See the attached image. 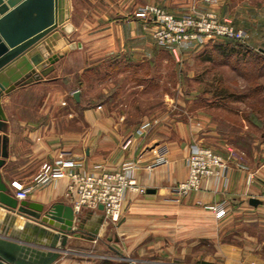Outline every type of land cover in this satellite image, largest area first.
<instances>
[{"label":"crops","instance_id":"0c3cea01","mask_svg":"<svg viewBox=\"0 0 264 264\" xmlns=\"http://www.w3.org/2000/svg\"><path fill=\"white\" fill-rule=\"evenodd\" d=\"M144 4L156 5L175 16L214 12L220 20H229L246 32L250 51L246 55L262 56L264 65L263 0H67L64 30L59 39L50 41L51 54H62L54 69L42 80L18 86L1 99L8 151L0 169L3 181L12 185V191L14 182L29 186L41 164L63 154L85 172H96L97 164L112 171L132 162L133 175L146 193H127L120 221L113 226L104 219L96 241L69 236L66 251L54 264H189L197 242L227 236V226L237 213L250 217L237 223L264 227L263 132L259 136L238 133L251 145L246 152L248 161L241 156L245 149H239L241 154L236 152L234 157L223 153L229 160L225 175L205 179L199 191L180 202L172 199V188L186 178V158L204 147L205 139L196 137L200 123L195 118L177 115L181 111L178 101L169 103L175 96L171 99L165 95V101L161 94L165 105L148 106L147 83L155 80L157 87L159 77L163 78L158 67L168 60L180 66L192 55L194 60L199 56L205 62L212 60V53L225 55L213 42L159 46L152 37L155 26L135 16ZM44 48L41 55L47 58L51 54ZM184 78L191 79L192 75L179 69L175 79L180 82ZM91 83L98 90L96 95L88 92ZM127 89H132L129 102L125 100ZM75 91L79 92L78 101L73 97ZM25 95L31 96V102L23 100ZM242 109L245 111L239 113L253 112L249 106ZM144 122H149L150 128L139 136L135 130ZM224 123L239 130L264 127L243 120L241 125L230 120ZM202 124L205 136L217 135L212 132L211 120L204 119ZM217 136L225 139L222 134ZM159 155H164L167 163L148 170ZM66 184V179H60L34 187L25 200L46 208L57 202L72 206ZM250 199L258 204H250ZM218 205L226 211L222 218H216L209 209ZM96 214V209L80 213L86 219ZM17 227L22 229L23 224L16 223L12 229ZM102 234L110 254L95 249ZM244 237L252 244L219 243L205 262L264 264V236Z\"/></svg>","mask_w":264,"mask_h":264},{"label":"water","instance_id":"95a60500","mask_svg":"<svg viewBox=\"0 0 264 264\" xmlns=\"http://www.w3.org/2000/svg\"><path fill=\"white\" fill-rule=\"evenodd\" d=\"M66 1L0 0V169L8 157L1 99L18 86L42 80L62 57L51 54L50 41L59 39L64 30ZM41 47L51 55L44 58ZM73 97L78 101L79 92ZM11 187L0 172V264H54L66 251L69 236L98 239L104 222L102 206L86 219L61 202L46 208L18 200ZM16 223L23 228L12 229Z\"/></svg>","mask_w":264,"mask_h":264},{"label":"rangeland","instance_id":"374dc122","mask_svg":"<svg viewBox=\"0 0 264 264\" xmlns=\"http://www.w3.org/2000/svg\"><path fill=\"white\" fill-rule=\"evenodd\" d=\"M215 42L223 43L226 41L217 40ZM230 43L233 44V42ZM230 47L231 45H228V48ZM193 56L195 55H192L191 59L180 63V66L176 65L175 61L168 60L158 67L157 72L162 74L163 78L159 77L157 87H155V80L147 83V105H161V103H163L161 94L164 95L165 101H168L165 95H169L171 99L172 96H175L169 103L172 105L176 104V101H178L177 104L180 105L181 111L177 115L185 119L195 118L198 124L200 123V128L196 129L195 132L197 133L196 137L198 139H205V145L202 140V146L213 150L221 156L223 153H227L228 157L236 156V152L241 154L238 150L245 149L244 155L241 154V156L246 160L248 158L247 156H249L246 152L251 147V145L248 144L246 136L251 134L259 136L262 132L264 133V129L239 130L224 122L225 120H230L234 125H241V120L251 123L258 118L264 121V112L260 114V112L257 111L258 109L264 111V65H261L262 56L258 57L256 54L246 55V53L242 51L227 56H222L219 53H212V60L206 62L202 59L199 60L197 58L199 56L194 60ZM179 69L182 73L191 74L192 78H184L180 82L177 81V79H175V73L179 71ZM221 87L226 88L227 92H234L239 97L241 95L248 96L236 100L229 98L228 100L222 101L215 95ZM255 88L256 90L254 91ZM88 92L96 95L98 90L94 88L91 83L88 86ZM131 92L132 89H127L126 91L127 96L125 100L128 102L131 99ZM210 93L212 94L209 95ZM144 98L145 96H142V101ZM23 100L25 102L30 100L31 102V96L28 97V95H25ZM163 104L165 105L166 103ZM244 106H249L253 109L252 113H254V115L251 117L252 119L250 118V112L239 113V111H245V109H242ZM204 119L211 120L213 126L212 132L217 135H224L225 139H219L217 135L205 136L204 125L202 124ZM249 119L251 121H249ZM239 132L246 136L241 139V137L238 136ZM223 159L229 164L228 159ZM262 164H264V161ZM247 218L250 217L245 215L244 212L241 214L237 213L232 217L233 223L231 221V224L227 226V236H212L211 241L200 239L193 250L195 253L194 256H189V260H193V262L189 264H208L204 259L207 255H213L216 252L219 243L251 245V241L244 236H264V227L258 228L255 224L243 221L241 223L236 222ZM101 236L104 237H101L100 241L95 244V249L100 254H110L111 251L107 246L108 242L106 237L104 234ZM109 236L112 237V235ZM236 236L240 237L236 238Z\"/></svg>","mask_w":264,"mask_h":264},{"label":"built area","instance_id":"2783aa9c","mask_svg":"<svg viewBox=\"0 0 264 264\" xmlns=\"http://www.w3.org/2000/svg\"><path fill=\"white\" fill-rule=\"evenodd\" d=\"M135 16L155 26L152 37L161 47L173 48L183 43L203 45L214 40H234L247 46L248 36L240 28L233 26L229 20H220L214 12H205L199 16L183 14L175 16L163 8L144 4L137 8ZM150 128L149 122L142 123L135 133L143 136ZM164 155L156 157L147 166L148 170L166 164ZM186 178L172 188V199L180 202L192 192L200 190L202 182L210 177H218L227 172L228 165L223 157L206 147H198L186 158ZM264 169V164L262 165ZM96 172H85L77 169L74 160L60 154L53 162H44L27 186L20 182L13 183V195L18 200H25L34 187L55 183L66 179V196L72 198L75 213L97 209L102 206L104 219L113 226L120 221L127 193L143 195L146 189L140 186L133 172L132 162L123 163L116 170H106L100 164L94 165ZM216 218L225 216L221 205L209 206ZM179 264V263H166Z\"/></svg>","mask_w":264,"mask_h":264},{"label":"trees","instance_id":"16d2710c","mask_svg":"<svg viewBox=\"0 0 264 264\" xmlns=\"http://www.w3.org/2000/svg\"><path fill=\"white\" fill-rule=\"evenodd\" d=\"M215 41H217V40H215ZM213 42V44L216 46V47H219L220 49H221V51H222V53L226 56V55H234V53H239V52H243V53H247V52H250L249 50H248V48L245 46V45H243V44H241V43H239V42H237V41H234V40H222V41H226V42H223V43H218V42ZM230 42H233V44L232 43H230ZM230 43V44H229ZM228 45H231V47L230 48H228ZM256 90V88L254 89V91ZM216 97H219V99H221L222 101H225V100H228L229 98L230 99H233V100H236V99H240V98H245L246 96H248V95H241L240 97L239 96H237V94H235L234 92H227V89L226 88H224V87H221L220 88V90L218 91V92H216ZM258 112H260V114L262 113V112H264L262 109H258L257 110ZM253 115H254V113H251L250 114V118L251 117H253ZM252 119V118H251ZM249 121H251L250 119H249ZM251 123H255V124H263L264 125V121H262L261 119L259 120L258 118H256L255 119V121L253 120ZM260 125V126H261ZM263 129H264V127H263Z\"/></svg>","mask_w":264,"mask_h":264}]
</instances>
